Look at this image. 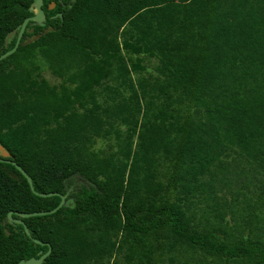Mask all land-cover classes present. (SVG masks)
<instances>
[{"label": "trees", "instance_id": "16d2710c", "mask_svg": "<svg viewBox=\"0 0 264 264\" xmlns=\"http://www.w3.org/2000/svg\"><path fill=\"white\" fill-rule=\"evenodd\" d=\"M32 2L0 0V54ZM42 10L0 60V158L65 203L18 216L61 198L0 161V264H264V0Z\"/></svg>", "mask_w": 264, "mask_h": 264}, {"label": "water", "instance_id": "95a60500", "mask_svg": "<svg viewBox=\"0 0 264 264\" xmlns=\"http://www.w3.org/2000/svg\"><path fill=\"white\" fill-rule=\"evenodd\" d=\"M42 5H43V0H33V2L31 3V5L29 6V11L32 12L33 15L30 16V17L25 18L23 20V22L19 26H17L12 31H10V32L7 33L6 38H5V43L6 44L8 43V41L14 35H16V33H17V37H16V40H15L14 46L12 48H10L9 50L5 51L4 53L0 54V60L4 59L5 57H7V56L11 55L13 52H15V50L17 49L18 45L21 42V38H22L23 32L25 31V27H26V24H27L28 21H32L35 24H38L40 26H44V24H45V13L42 10ZM54 5H55V3L52 2L50 4L49 8H52ZM27 31L32 32L33 29H30V30H27ZM39 36H40V34L33 35L30 38L25 39L24 40V43H29L32 40H36V39L39 38ZM0 154L2 156H7L8 155V152L5 150V148L1 144H0ZM0 161H6V162L12 163L17 168V170H19L23 174V176L26 178V180H27V182H28L31 190L36 195L41 196V197H48V196H52V195H58L61 198L59 204L55 208H53L51 210H48V211H39V212H29V213H26V212H17L18 216H20V217H30V216L45 215V214H48V213H53L60 206H62L65 203V195H61V194H59L57 192L40 193V192L35 191L34 190V187H33L32 178L16 162L10 161V160H7V159H3V158H0ZM12 213H13V211H9L7 213L8 221L14 222V223H21V224H23V220L20 219V218H13L12 217ZM24 230H25L26 234H29V230H28V228L25 225H24ZM35 242L40 243V244H43L44 243V242H41V241H39L37 239H35ZM48 246H49V244H48ZM50 252H51V247L49 246L48 247V250L46 252H44V253H41V251L39 252L40 253V256L38 258H36V257H30L29 259H26V260L25 259H21L18 262V264H41L42 261L44 260V258H46V256H48L50 254Z\"/></svg>", "mask_w": 264, "mask_h": 264}, {"label": "rangeland", "instance_id": "374dc122", "mask_svg": "<svg viewBox=\"0 0 264 264\" xmlns=\"http://www.w3.org/2000/svg\"><path fill=\"white\" fill-rule=\"evenodd\" d=\"M145 64L147 65V68L150 70V66L149 64H147L145 62ZM42 77H44L50 85H57L59 82H61V77H57L55 75H53L50 70H48L47 68L44 69V71L42 72ZM113 136V134L111 135ZM133 140H136V137L134 135L133 137ZM106 144V140L104 139H97V142L95 144V148H102L104 147V145ZM199 215V214H198ZM123 254H119L115 259H114V255L109 259H104V262L102 264H113L114 261H117L118 264H124V261H123ZM101 264V263H100ZM158 264H159V261H158ZM164 264V263H163Z\"/></svg>", "mask_w": 264, "mask_h": 264}]
</instances>
